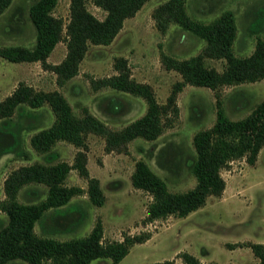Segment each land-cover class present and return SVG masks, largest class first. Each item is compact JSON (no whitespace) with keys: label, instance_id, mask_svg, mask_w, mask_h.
I'll return each instance as SVG.
<instances>
[{"label":"rangeland","instance_id":"obj_1","mask_svg":"<svg viewBox=\"0 0 264 264\" xmlns=\"http://www.w3.org/2000/svg\"><path fill=\"white\" fill-rule=\"evenodd\" d=\"M35 1L11 0L0 14V46L35 45L36 28L29 15ZM164 1L147 0L134 15L125 18L109 43L89 42L78 72L62 82L58 81L51 64L60 62L66 54L65 29L61 40L47 56L46 66L40 60L10 61L0 56V100L20 82L36 90H57L67 98L76 115L82 116L87 110L108 130H120L147 108L143 97L101 84L102 78L117 72L116 59L124 57L131 76L149 83L157 101L166 104L173 85L182 76L164 65L161 53L189 57L202 50L205 40L174 22L166 31L159 30L152 12ZM69 3L70 0H57L52 11L64 23L69 19ZM185 4L191 17L204 22L225 9L234 12L237 32L232 49L235 55L250 54L257 37L264 38V0H185ZM86 6L98 18L106 13L92 0H86ZM205 64L221 71L225 59L206 57ZM217 96L228 117L241 118L264 98V78L224 84L215 89L185 83L176 94L178 113L175 115L168 109L162 119V131L154 139L135 137L109 149L104 133L88 131L85 134L88 175L98 178L104 202L96 205L90 201L86 191L88 178L71 168L65 184L79 185L83 192L73 195L64 205L47 209L35 222V232L57 239L82 236L99 218L104 241L121 240L126 234H149L146 240L132 244L118 264H144L163 259L183 263L181 253L184 251L195 255L203 264L213 261L256 264L258 259L247 242L264 243V145L253 164L239 157L222 167L220 173L225 180L222 193L207 196L203 205L185 216L168 214L149 220L147 207L152 195L135 187L131 181L136 162L144 160L166 181L170 190L192 187L196 182L190 168L196 155L192 138L197 130L214 123ZM54 117L49 104L44 103L35 108L22 104L7 119L13 128H20V142L0 155V200L6 197V177L20 165L35 161H74L81 147L72 142L58 140L46 152H38L30 143L32 133L50 125ZM46 193L44 184L27 183L19 189L18 199L35 202ZM7 220V214L0 210V226ZM16 263L26 264L18 259L6 264ZM90 264H111V259L95 258Z\"/></svg>","mask_w":264,"mask_h":264},{"label":"trees","instance_id":"obj_2","mask_svg":"<svg viewBox=\"0 0 264 264\" xmlns=\"http://www.w3.org/2000/svg\"><path fill=\"white\" fill-rule=\"evenodd\" d=\"M92 1L105 10L103 18H98L87 8L86 0H70L69 19L64 23L61 17L52 12L57 0H36L29 9L36 28L35 45H3L0 46V56L10 61L40 60L46 66L47 56L61 40L65 29L66 54L60 62L51 64L58 81L62 82L78 72L89 42L107 44L112 41L125 18L134 15L147 0ZM10 3L11 0H0V14ZM152 15L157 28L162 32L174 22L204 39L205 45L199 53L185 58L161 53L164 65L175 69L182 76L173 85L164 105L157 101L149 83L131 76L124 57L116 59L117 72L102 78L101 84L141 96L147 103L146 111L122 129L108 130L99 118L87 110L82 116L76 115L67 98L57 90H36L20 82L0 100V155L15 148L20 142V128H13L7 119L22 104L35 108L47 103L54 113L50 125L38 129L30 136V143L38 152L49 151L58 140H66L81 147L76 151L72 163L65 160L54 163L35 161L10 171L4 184L6 197L0 200V210L8 216L7 222L0 226V264L17 259L26 264H90L92 259L103 257H109L111 264H118L132 244L146 240L149 234H126L121 240L104 241L103 225L99 218L87 234L68 239L39 235L34 230L35 222L47 209L64 205L73 195L83 192L79 185L65 184L71 168H76L80 175L88 178L86 191L90 201L96 205L104 202L105 196L98 178L88 175L85 134L88 131L104 133L109 149L135 137L154 139L162 131V119L168 109L175 115L178 113L176 94L185 83L215 89L224 84L264 78V38L257 37L250 54L235 55L232 45L237 25L231 9H225L212 20L204 22L187 13L185 0H166L154 8ZM206 57L224 58L223 69L219 71L213 66H207ZM216 106L214 123L197 130L192 138L196 152L190 163L196 178L192 187L172 191L146 161L136 162L131 181L135 187L143 188L152 195L147 207L149 220L168 214L187 215L203 205L207 196L222 193L225 180L220 169L229 161L239 157H245L250 164L256 161L264 145V98L249 113L237 119L225 114L218 96ZM27 183L44 184L47 188L45 197L35 202L20 201L18 191ZM59 224L65 227L62 221ZM247 245L258 259L256 264H264V243L250 241ZM181 257L183 263L163 259L144 264H203L187 251L182 252ZM209 264L218 263L213 261Z\"/></svg>","mask_w":264,"mask_h":264}]
</instances>
